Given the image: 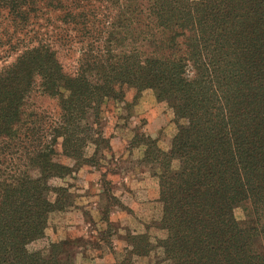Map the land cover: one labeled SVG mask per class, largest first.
<instances>
[{"label": "trees", "instance_id": "1", "mask_svg": "<svg viewBox=\"0 0 264 264\" xmlns=\"http://www.w3.org/2000/svg\"><path fill=\"white\" fill-rule=\"evenodd\" d=\"M4 15L8 49H24L0 69V158L13 155L0 169V264H77L67 241L32 249L69 206L55 181L73 168L57 147L96 167L112 149L102 107L130 89L167 103L177 133L168 152L140 138L162 214L111 264H264V0H0ZM61 50L78 54L73 71ZM35 91L56 118L27 111Z\"/></svg>", "mask_w": 264, "mask_h": 264}, {"label": "rangeland", "instance_id": "2", "mask_svg": "<svg viewBox=\"0 0 264 264\" xmlns=\"http://www.w3.org/2000/svg\"><path fill=\"white\" fill-rule=\"evenodd\" d=\"M1 18L0 69H3L16 61L24 47L16 54L8 49L13 48V37L17 35L13 32L12 20L7 15ZM59 55L68 71L77 67L76 52L61 50ZM135 95L136 91L130 89L124 102L106 101L103 105L100 126L112 149L101 152L96 167L77 164L62 154L60 145L57 147L60 153L57 160L73 168L71 177L55 181L68 190L69 206L50 217L47 237L32 245V249L67 241L65 256H72L77 264H111L120 258L119 254L124 255L126 240L132 231L145 232L147 225L161 218L158 181L146 163V147L139 141L147 134L157 141L161 150L168 152L177 128L172 109L158 101L154 91L144 92L139 99ZM26 109L50 114L53 118L59 114L57 102L38 91L28 100ZM93 152L91 148L87 155ZM0 169H13V155L0 158ZM33 174L37 176V172ZM235 214L241 223H247L248 217L242 208ZM152 233L156 237L163 235L156 229ZM259 249L264 252L263 241Z\"/></svg>", "mask_w": 264, "mask_h": 264}]
</instances>
